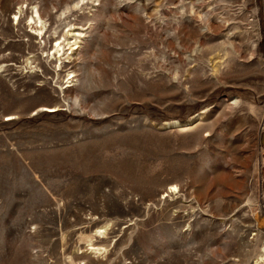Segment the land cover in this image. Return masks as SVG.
Listing matches in <instances>:
<instances>
[{"label":"rangeland","instance_id":"1","mask_svg":"<svg viewBox=\"0 0 264 264\" xmlns=\"http://www.w3.org/2000/svg\"><path fill=\"white\" fill-rule=\"evenodd\" d=\"M0 10V264H264V0Z\"/></svg>","mask_w":264,"mask_h":264},{"label":"bare ground","instance_id":"2","mask_svg":"<svg viewBox=\"0 0 264 264\" xmlns=\"http://www.w3.org/2000/svg\"><path fill=\"white\" fill-rule=\"evenodd\" d=\"M24 8V7H23ZM30 9V8H29ZM1 11V10H0ZM4 11H5V9H4ZM16 11V10H15ZM29 11V10H28ZM27 11V12H28ZM40 12V11H39ZM17 13V12H16ZM16 13L14 14V15H16ZM23 13V12H22ZM41 13V12H40ZM2 14H4V13H2ZM29 14V13H28ZM28 14H26V15H28ZM40 15V14H39ZM15 18V17H14ZM17 18H19V16H18V13H17V15H16V18L15 19H17ZM31 19H33V16H31L30 17ZM37 18H38V22L40 23V27L39 28H36L35 30H40V32H39V34H41V30H42V27L44 26L43 25V23L40 21V17L39 16H37ZM43 18V17H42ZM25 20H26V18H25ZM29 20V19H28ZM43 21V20H42ZM75 26V25H74ZM82 29V28H81ZM84 30V29H83ZM70 32H71V30H70ZM79 32V31H78ZM77 32V33H78ZM80 33V32H79ZM69 34V33H68ZM82 34V33H81ZM26 35H28V33L26 34ZM34 36H36V37H39V36H37V33H34L33 34ZM75 35H78V34H75ZM82 36V35H81ZM33 37V36H32ZM74 37V36H73ZM34 38V37H33ZM77 38V37H76ZM73 39L71 42H69L68 43V46H69V48H68V50H70V54L72 53L71 51L72 50H74L75 48H76V45H79V44H77V43H79L78 42V40L77 39ZM81 38V37H80ZM30 39V38H29ZM79 39V38H78ZM42 40V39H41ZM67 40V39H66ZM81 41V40H80ZM53 48H54V51L55 52H59V51H61L62 50V43L61 42H57V43H55L54 45H53ZM51 50V49H50ZM69 54V55H70ZM50 56V55H49ZM56 56V55H55ZM61 57H63V56H61ZM67 58H68V56H66ZM38 58V57H37ZM59 58H60V56H59ZM71 60V59H70ZM3 68H4V65H0V72H2L3 71ZM56 106V105H55ZM55 106H53V107H55ZM52 107V108H53ZM57 107V106H56ZM52 108H50L49 107V110L48 111H50V112H52V111H54V110H51ZM190 120H191V118H187V119H185V120H183V121H175L174 122V124L176 125V126H178V127H183V126H185V125H187V124H189L190 123ZM176 185H172L171 187H170V189H174V187H175ZM177 188H175V190H176ZM178 192V191H177ZM107 226H108V223L106 222L105 224H103V225H100V227H99V230L100 231H102V230H105L106 228H107ZM85 231V230H84ZM90 232V231H89ZM83 233V232H82ZM82 237V236H81ZM96 239V238H95ZM99 239V238H98ZM104 242V241H103ZM88 248H90L91 250H95V249H97L96 248V246L95 245H91L90 247H88ZM84 252V251H83ZM89 252V251H88ZM85 253V252H84ZM89 254H91V253H89ZM89 254H79V255H76V260L77 259H84V258H90V256H89ZM264 255V254H263ZM263 255H262V259H263ZM92 259H94L93 257H91ZM91 259V260H92ZM90 260V259H89ZM258 260V259H257ZM260 261V260H259ZM264 261V260H263ZM263 261H261V262H263ZM90 262H92V261H90ZM256 263H257V261H256ZM259 263V262H258Z\"/></svg>","mask_w":264,"mask_h":264}]
</instances>
